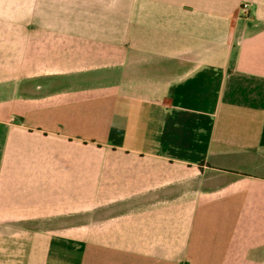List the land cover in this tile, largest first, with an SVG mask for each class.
<instances>
[{
	"label": "crops",
	"instance_id": "0c3cea01",
	"mask_svg": "<svg viewBox=\"0 0 264 264\" xmlns=\"http://www.w3.org/2000/svg\"><path fill=\"white\" fill-rule=\"evenodd\" d=\"M0 264H264V0H0Z\"/></svg>",
	"mask_w": 264,
	"mask_h": 264
},
{
	"label": "built area",
	"instance_id": "2783aa9c",
	"mask_svg": "<svg viewBox=\"0 0 264 264\" xmlns=\"http://www.w3.org/2000/svg\"><path fill=\"white\" fill-rule=\"evenodd\" d=\"M250 9V4L248 2H243L240 6V11L244 14L248 13Z\"/></svg>",
	"mask_w": 264,
	"mask_h": 264
}]
</instances>
